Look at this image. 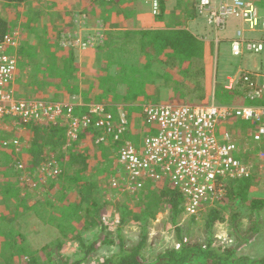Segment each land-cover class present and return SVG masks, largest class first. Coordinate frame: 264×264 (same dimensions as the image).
<instances>
[{
  "label": "trees",
  "instance_id": "obj_1",
  "mask_svg": "<svg viewBox=\"0 0 264 264\" xmlns=\"http://www.w3.org/2000/svg\"><path fill=\"white\" fill-rule=\"evenodd\" d=\"M29 1L30 0H0V3L3 4V7L11 9L19 3L26 4ZM91 1L94 2L95 0ZM138 1L139 0H137V2ZM250 1L254 2V0ZM85 2L88 1L85 0ZM98 2V6L101 7V15L106 19L110 17L108 15H103L104 12L110 10L112 5H120L117 0H99ZM134 2H136V0H130V3ZM155 2L157 3L158 14L164 11V0H156ZM105 6H110L111 8L108 9V7L106 8ZM87 12L91 13L95 11L91 9L87 10ZM133 12L134 11L130 9L120 10V8H118L115 11L114 17H123V19H125L127 14L130 16ZM8 18L7 13L0 14V43L7 35L16 37L12 32L13 26L11 20ZM127 20L126 17V21ZM117 24L119 25V22H117ZM117 24L115 27L118 26ZM137 35H139V39L136 42V46L139 48L138 50L140 52L145 53L152 49V51L160 57V63L169 66L171 65L168 63L169 59L164 56L171 55L172 51H175L177 56L183 55L195 58L197 54L201 55L203 48L202 41L193 36L186 29L157 31L124 30L116 31V33L107 30L104 32L103 42L95 46L97 52H100L105 58L104 61L98 62L100 75L106 76V80H104L105 83L102 84V89H96L92 93L87 94H92L94 98H96L95 101L105 102L113 109L116 108L114 104L119 103L117 99L120 97L117 87L121 80L125 82H129L130 80L129 74H127L130 65L127 63L125 64L120 57L119 50L121 46L119 39H121V37L135 38ZM143 39L147 41V44H145ZM52 42L51 44L43 42L42 50L48 49L51 54L54 53L59 56V59L56 60L55 57L52 56L50 59H47L48 62L45 63L43 67H40L41 59L38 60L36 63L37 65H30L27 61V63L23 61V64L18 63L17 68L19 71L17 72V81L18 83H22L25 79L26 86L28 87L29 84L34 83L36 79H38V82L42 80V84H63V86L67 88V94L73 96L76 93L77 84L80 80L78 81L76 78L78 76L76 73L78 67L73 60L71 49L68 46L58 45V40ZM22 44L24 43H21L20 47L18 43L15 46L4 47V51L6 54L15 56L17 60H19L18 58L23 60L28 56L26 48L30 50L31 46L26 47V45ZM47 53L43 52L41 55L45 54L49 56L50 53ZM102 56H100L99 59ZM151 62H156L154 57H151L150 63ZM49 65H51L50 69L47 68ZM110 66L116 67V73L114 75L108 74ZM30 67L32 69L26 71ZM43 75H46V78H43ZM91 75L97 82H102L99 75V78L95 77L96 75L93 72H91ZM197 75L201 76L202 74L199 72ZM72 79L77 81L75 85L70 83ZM252 79L254 80L256 77L254 78L253 76ZM190 80L194 83L193 90L184 89L183 94L190 96L194 95L196 91H200L198 99L202 100L205 96L204 91H201V87H199L197 81H193L192 77ZM246 84V81L238 79V83L233 89L231 88L228 90L223 86V90L219 94L225 98L230 97V101L228 102L227 100L224 103H227L229 106H234L231 104L241 103V101H243V103L246 104L264 105V96L260 99H252L248 94L249 89L247 88L249 87H246ZM39 86H41V84H38V87ZM240 87H244L245 89L242 90ZM36 94H40V92L36 91ZM17 97L20 96L17 95ZM36 98L33 99L36 100ZM37 100L48 101L50 99L39 97ZM201 102L200 104H207L206 101ZM195 104L189 103L188 105ZM170 105L178 106L181 104L172 103ZM142 107L139 108L138 117H136V119L138 118L142 121V126L146 125L150 128L149 133H153V127L145 123V118L140 111ZM133 115L136 116L135 114ZM5 123L9 125L10 121L5 119L3 120V124ZM25 126V132H16L18 133L17 137L19 140L20 136H26V139H24L27 144L25 147L26 149L21 146L18 147L22 152L24 151L23 153L20 151L17 153L16 151V154L14 152L15 149L12 151V148L3 147L0 142V264H264V255L259 259L252 260L246 255H237L235 246L225 248L216 245L213 236L210 234L212 227L216 222L222 219V209H226V211L229 212L230 221L233 222V232L238 242L240 245L246 242L247 237L243 236L244 232L238 228V218L241 213H239L237 209L242 205L248 204L249 212L257 215L256 213L264 207V201L259 200L260 198L257 199V197H252L250 193L252 186L259 181L258 178L250 176L227 184L225 195L219 198L216 204L205 214L206 218L204 220V225L206 238L204 242L193 241L192 237H190L192 233L190 227L194 223V218H189V223L185 229L178 227L179 220H181L182 216V196L169 184H162L156 187L147 186L143 188L141 192L134 195V199L139 197L140 201H143V204L137 205L135 208L131 209L121 206L114 208L116 209L115 212L121 213L122 218L120 223L125 222L126 219L132 220L130 215L137 213L138 218L135 220L139 222L140 233L135 241L127 242L119 229L116 236H114L115 234L113 235V233L105 235V226H101L100 233L91 239V241L86 242L82 237L77 235V233H80L81 228V230H88L89 226L87 225L89 224L86 225V223L90 222V224H93V222L91 223L90 221L92 216L100 224L101 221L99 220V216L101 213H104L102 210L105 208L103 204L98 203L97 195H95L92 190V192H88L87 195V191L83 189L84 187H82L80 183H84L82 180L87 171L89 174L92 173L91 175H93V173L95 174L97 171L94 172L96 167L104 164V159L108 156L105 155V146L111 151H113L112 148L115 147L111 168L114 171L119 168L116 157L118 143L111 144V140L107 139V141H110V144L97 145L98 147L96 150L90 152L89 148L94 145L92 142L93 138L95 136H101L100 130L90 126L79 134L77 141L72 142L70 147L65 148L66 132L64 124L38 125L29 123ZM245 128H243V130ZM125 132L124 136L130 135L127 129ZM87 136L90 137L91 142L87 141ZM0 137L1 139L4 138L1 135ZM138 138L140 137L133 135L131 140L133 139L132 142L136 143L138 142ZM12 153H14L15 156ZM6 155L14 157L6 163L3 157ZM241 158L245 159L246 156ZM50 160L54 163L56 162L57 168L60 171V173L56 174V178L63 177L65 174L64 179L66 178L68 182L66 186L65 184L59 186L56 183L53 185V187L56 186V188H58V191H55V195H57V203L60 209L59 207L55 208L56 206L52 207V210L57 211V213H46L43 208L27 203L26 197L24 198L21 194L20 187L18 188L16 186L17 180L15 181V179H18L17 175L19 173L17 165L23 166V170L25 171L28 169L27 172L29 173V178H31V170L37 169L43 162H48ZM103 170L105 171V168ZM5 171H12V173L8 175L4 173ZM47 179H49L48 176ZM88 188L89 190L91 189V182ZM91 194L94 196L91 197ZM81 196L84 199H82ZM86 196L90 199H86ZM46 201L47 204L52 205L49 200ZM11 203L14 204L11 205ZM104 204L106 205V203ZM111 205L113 207L114 204L112 203ZM18 206L21 209L20 213ZM12 208L16 209L13 216L10 214ZM155 208H158L159 211H168V222L166 224L169 223V225L174 226L176 241L173 246L155 253H148L147 250L150 249V246L148 245V233L146 228L148 219L153 215L149 214L150 217H148V213ZM115 212L112 209H110V212L105 211V213L108 214ZM29 217L33 219V222H31L33 225L27 222ZM74 218H77V223L74 222ZM80 222L81 224H79ZM109 224L111 225L110 222ZM119 228L121 227L119 226ZM44 235L47 241L42 240ZM114 237L117 238L116 249L110 251L109 255L92 261V256L102 245L111 246V244H113ZM62 238L68 240L76 239L81 250L78 257L70 259L62 255L61 251L64 245V243H61ZM39 239L42 240L40 244ZM176 244L177 247L175 246Z\"/></svg>",
  "mask_w": 264,
  "mask_h": 264
},
{
  "label": "built area",
  "instance_id": "obj_2",
  "mask_svg": "<svg viewBox=\"0 0 264 264\" xmlns=\"http://www.w3.org/2000/svg\"><path fill=\"white\" fill-rule=\"evenodd\" d=\"M155 1L153 4L157 7ZM194 3L196 13L215 31H223L230 19L242 23L230 42L232 56L264 51V17L254 2L194 0ZM247 33H259L261 37L251 40L245 36ZM16 44V37L9 35L0 43V127L5 119L10 121L14 133L25 132V125L29 123L64 124L65 148L77 141L84 129L97 128L101 136L93 138L94 145L110 144L107 139L111 144L118 143L119 168L112 169L109 177L114 196L118 193L134 197L147 186L169 184L182 196V215L196 219L199 213L213 207L225 195L227 184L253 176L264 164V105L145 104L141 113L155 133L133 143L124 136L126 112L118 111L116 119L105 104L96 102L88 104L86 113L78 116L74 113L77 104L72 102L17 97L13 87L17 58L4 51V47ZM240 79L247 82L252 99L264 96V81L259 83L257 76L244 72ZM236 120L248 122L250 128L241 133L235 128ZM19 144L17 135L2 142L3 147L15 150ZM42 165L40 177L53 178L60 173L56 163L46 166L48 170ZM17 169L20 172L24 168L17 165ZM52 169L53 174L50 173ZM110 223L121 225L120 221Z\"/></svg>",
  "mask_w": 264,
  "mask_h": 264
},
{
  "label": "rangeland",
  "instance_id": "obj_3",
  "mask_svg": "<svg viewBox=\"0 0 264 264\" xmlns=\"http://www.w3.org/2000/svg\"><path fill=\"white\" fill-rule=\"evenodd\" d=\"M87 1L88 2H85V0H30L26 4L19 3L15 5L14 8L11 9L3 7V4L0 3V14L2 15L3 13H7V16L9 17L8 19L11 20L13 26L12 32L16 35L17 43L19 44V47L21 43H24L22 45H26V47L31 46L30 50L26 48V52L28 53V56H26V58H24L23 60H21V58H18L19 60H17V63L23 64V61L25 62L27 61L28 63H30V65H35L38 62V60L41 59L40 67H43V65L48 62L47 60L48 58L50 59L52 56H54L56 60L59 59V56H57L54 53L51 54L48 49L42 50L43 42L51 44L53 43L52 41L58 40L59 42L58 45L68 46L71 49V54L74 55L75 59L77 60V61L75 60L76 63L80 65V69H79L80 71L78 70L79 78L81 77V79L84 80L85 75H83V73L86 71H91L96 75L95 77H98L99 75L102 78V79L100 78L102 82H98L95 84V86L96 85L101 86L105 82L104 80L106 78L105 76L100 75V71H99L100 68L98 62L104 61L105 58L104 56L101 55L100 52H97L95 46L103 42L102 40L104 39V32L116 28L115 26L117 22L121 20L119 18L114 17L115 11L118 8H120V10L130 9L134 11L133 16H129V14H127L126 17L128 19L127 21H131L133 18L138 19L136 21L137 24H135L137 28L139 24L143 25L147 23L146 21L148 19L146 18L158 17L157 16L158 12H157V7H155V4H153L154 0H139L138 2L136 0V2L134 3H130V0H117L120 3V5H115V6L112 5V8L110 6H105L106 8L108 7V9L111 8L110 10L105 11L103 14V15H108L110 17L106 19L103 18V16L101 15V7L98 6L99 0H95L94 2L91 0H87ZM181 1H183V3H186V5L184 6V12L181 15H179L178 13L176 17L178 21H185V23L187 24L186 20H188L189 22V20L191 21L193 19L192 17H190L191 15L189 14L185 15L186 13L191 12V8H189L188 2L192 0H178V2ZM262 1L264 2V0ZM176 5L177 8L179 9L180 8L179 4ZM91 9H94L95 12L88 13L87 10H91ZM262 12L264 13V11ZM263 13H261L260 11V15L264 16ZM197 21L199 24L200 21L198 19ZM205 23L203 29L201 27L197 28V32L199 31V34H203L205 28L209 27L208 25H205ZM118 28H120V25L117 26V29ZM210 28L214 30L213 27ZM226 28L227 25L223 29V31ZM201 29L202 32L200 33ZM228 34L229 33H227V35ZM251 34L255 36H260L259 33H251ZM198 36L201 37V35ZM225 37L228 38V36ZM214 46L216 48L215 56H214L215 57L214 69L216 71V77L214 80L213 77L214 73L212 71L209 77L211 83L210 82L209 83L211 86L214 80L213 91H212L213 95H215V100H216V101L214 100V103L227 105V103L224 102L227 100L229 102L230 97L225 98L219 94L223 90L222 87L224 85L222 83H224L225 85L226 84L230 85L231 87L236 86V84L238 83V77L241 74L240 72H238L236 77V74L234 72L235 71L237 72L239 70L242 71L246 69V67H244V63H245L244 59L250 58L249 56H255L257 59H261V66L256 70H247V71H251V72L255 71L259 73L260 71H262V73L260 74H264V51L259 55L254 53H246L239 57H234L230 53V43L228 40H222L219 44ZM43 52L45 53L48 52L47 54L49 53L50 54L49 56L45 54L41 55V53ZM100 56L102 57L99 59ZM86 57H88L90 61L84 60ZM83 62L86 64H83ZM47 68L50 69L51 65L47 66ZM30 69L32 68L30 67L26 71H30ZM43 78H46V75H43ZM39 81L40 82H38V79H36L34 83L29 84L28 88L22 87L20 90L16 88L18 95L21 98L32 99V100H34L33 98L36 97H38L36 98V100L39 99V97L44 99L61 100V101L66 99L67 100L66 103H68L69 101L75 104L77 103L79 104L81 103V101L84 102L85 100L89 101L88 104L98 102L95 101L96 98H94L92 94L91 95H87V94L92 93L93 90L96 89L100 90V88L93 87L94 85L91 84H86V86L82 84L85 87L79 86L81 80L77 84L78 86L76 88V93L73 96L67 94V88H65L63 84L62 85L42 84V80ZM38 84H41V86L38 87ZM71 84L75 85L76 83L75 81H72ZM36 91H39L40 94H36ZM199 94L200 91L199 92L196 91L194 95H191L190 96L191 100L189 101V103L190 104L202 103L201 100L198 99ZM87 101H85L84 103H86ZM145 104L147 103L144 104L141 103L140 105L143 106ZM115 106H116V111L118 110L119 112H125L124 108L126 107H123L118 103L115 104ZM139 108L140 107H136L135 111L133 110L127 113L126 127H127V131L130 134L135 135L136 137H140L137 139V141L141 142V140L145 136L152 135L155 132L153 129V133H149L150 128L146 125L142 126V121L139 120L138 118L136 119V117L138 116L133 115V114H138ZM236 124L237 126H235V128L239 130L241 133H244V130L246 129L245 127L250 128V124L248 122L236 120ZM5 125L7 124L6 123L3 124L0 127V130L4 129L5 132H9V134L11 133L14 134V131L13 129H11V126L9 125L5 126ZM243 128L245 129L243 130ZM0 135L2 136V133H0ZM24 139H26V136L23 135L20 136L19 146L23 148H25L27 145ZM2 140L8 142V140L10 139L8 140L2 139ZM2 140H1V144L3 142ZM246 140L248 141L247 137ZM87 141L91 142V139L88 136H87ZM140 144H136V146L138 147ZM97 147H95L94 145L90 147L89 148L90 152L96 150ZM105 148H106L105 155L108 156L104 159V164L102 166H97L94 172L96 170L97 171L95 174L93 173V175H91L92 173L89 174L87 171L84 175V179L82 180L84 183L82 182H81L82 184L80 183V185L84 187L83 189L87 191L86 192L87 195L88 192H92V191L95 195H97L98 203L103 204L105 208L102 210L104 213H101V215L99 216L100 217L99 220L101 221L100 224L92 216L90 218V221L91 223L93 222V224H90V222L86 223V225L89 224L87 225L89 226L88 230L85 229L81 230L82 229L81 228L80 233H77V235L82 237L84 241L89 242L91 241V239H93L95 236H97L100 233L101 226H105L104 229L105 235H110L113 233V235L115 234L114 236H116L117 231L119 229V231L125 237L126 241L132 242L137 239L140 233L139 222L135 220L138 218L137 213H133L132 215H130V217H132V220L126 219L125 222L120 223L121 225L114 226L112 224L110 225L109 222H114V221L121 222V218H122L121 213L115 212L108 214L105 213V211L110 212V209L116 211V209L114 208L117 206L127 207L132 209L135 208V206L137 205L143 204V201L142 200L140 201L139 197L137 199H134V197L125 196L124 194L117 193V196L113 195L114 192L110 189L111 178L109 177L112 173L111 164L113 162V156H114L113 152L115 147L112 148L113 151L108 149L107 146H105ZM13 149L15 148L12 147L11 150L13 151ZM16 151L17 153L19 151L22 152V150L20 149H17L14 152L16 153ZM12 154L14 155V153ZM239 156L236 157L238 158L242 157V155ZM3 157L6 163L10 161L11 158H13L7 155ZM50 163H52V165L54 164L53 161L50 160L44 163L42 166H44L47 169V167H51ZM104 168L105 171L103 170ZM27 171L24 170L20 172L18 171L19 172L17 175L18 179H15V181L17 180L16 186L18 188L20 187L21 194L23 195L24 198L26 197L25 199L27 200V203L38 206L39 208H43L46 211V213H57V211L52 210V207L55 206H56L55 208L59 207L57 203L58 201L57 195H55L56 194L55 191H58V188H56V186L53 187V185L56 183L59 186L63 184H65L66 186L68 182L66 178L64 179L65 174L63 175V177H57L59 179H57L56 176L53 178H50L48 176L49 179H47V177L45 178L40 177L39 176V173H41V166H40L33 171L31 170L32 172L30 171L32 177L29 178V173ZM4 173L10 175L12 171H5ZM50 173L53 174V169L51 170ZM253 176L258 178L259 181H257L255 185L252 186L250 192L251 196L257 197V199L260 198L259 200L264 201V169H257V171ZM90 182H91V189L89 190L88 186L90 185ZM92 196L94 195L91 194V197ZM82 199L84 198L82 197ZM86 199H90V198H87L86 196ZM46 200H49L52 205L47 204ZM104 203H106V205ZM112 203L115 206L113 205L112 207L111 205ZM13 204L14 203H11V205ZM210 208L212 207L206 208L202 213H199L196 219H194V223L190 227V229L192 230L190 237H192L193 241L195 240L199 242H204L206 238L205 225H204V220L206 218L205 214L209 211ZM15 210H16L15 208L11 209V213H10L12 214L11 216L14 215ZM18 210L20 213L21 209L19 206H18ZM237 211L241 213L240 217L238 218V224H239L238 228H240L244 232L243 236L247 237L246 238L247 240L243 245H240L235 233L233 232V222L230 221L229 212L226 211V209H222V213H221L222 219L216 222V224L212 227L210 234L213 236L216 245L225 248L229 246H235L237 249L236 250L237 255H246L251 260L259 259L264 255V207L258 213H256L257 215L249 212L250 210L248 208V204L242 205L241 207H239V209H237ZM165 213H168V211L167 210L159 211L158 208H155L150 213H148V217H150L149 214L151 215L153 214L148 219V224L146 228L148 233V245L150 246V249L147 250L148 253H155L167 247L173 246L174 242L176 241L175 228L174 226L169 225V223L166 224L168 222V218H167L168 214ZM74 219H75L74 222L77 223L76 222L77 218ZM27 222L31 223L33 222V219L32 218L30 219L29 217V220L27 219ZM188 223H189V217H184V215H182L181 220H179L178 227L185 229ZM79 224H81V222ZM30 225L33 224L31 223ZM119 226L121 228H119ZM40 240L41 239H39V244L42 242V240L47 241L45 235L42 238V240L41 241ZM116 242H117V238L114 237V242L113 244H111V246L102 245L101 248H99L92 256V261H95L103 256L109 255L110 251H114L116 249ZM61 243H64L63 249L61 251L63 256L68 257L70 259H74L78 257V255L81 253L79 244L76 241V239L68 240L62 238Z\"/></svg>",
  "mask_w": 264,
  "mask_h": 264
},
{
  "label": "crops",
  "instance_id": "obj_4",
  "mask_svg": "<svg viewBox=\"0 0 264 264\" xmlns=\"http://www.w3.org/2000/svg\"><path fill=\"white\" fill-rule=\"evenodd\" d=\"M164 11L159 13L155 18H146L148 19L146 24L136 27L135 24L138 19L133 18L131 21H126L123 19V17H120L121 19L119 21L120 28L117 29L113 28L110 29L111 32L116 31H124V30H136V31H157V30H169V29H186L188 30L193 36L197 37L202 41V51L201 55H196V57H186L183 55L177 56V53L174 51L171 52V55H166L164 56L165 58L169 59V65L161 64L159 59L160 57L156 55L155 52L152 51V49L148 52L146 51L145 53L140 52L138 47L136 46V42L139 39V35H137L135 38L133 37H127L119 39L120 43V50L119 54L120 57L122 58L123 62L128 65H130V69L127 70V74H129V82L128 81H120L117 90L119 92L118 101L121 106L126 107L124 108V111L126 113L130 111H135L136 107H142L140 105L141 103H155V104H172V103H179V104H189L190 96L184 95L183 91L184 89L186 90H193L194 83L190 80L192 77L193 81H197L199 84V87H201V91H204L205 96L201 101H206L207 103L214 102L215 100V95H213V84L214 80L216 77V71L214 69L215 67V46L219 44L222 40H228L229 43L235 36V31L242 26V23L238 21L237 19H230L227 22V28L223 31H215L210 27H206L205 31L203 34H199V31L197 32V28L201 27L203 29L205 20L203 17H200L197 15L196 10H195V3L194 0L189 1V8H191V12L186 13L185 15H191L193 19L189 22L186 20L187 24L185 21H178L177 20V15L183 14L184 12V6L186 3H183V1L178 2L174 0H164ZM254 3L256 6H258L259 10L261 13L264 11V2L262 0H254ZM141 4V3H140ZM179 4L180 8H177V5ZM139 5V4H137ZM178 9V11H177ZM128 10V9H127ZM264 14V13H263ZM134 12L130 15L133 16ZM148 17V16H147ZM264 17V16H263ZM188 19V18H187ZM197 19L200 21L198 24ZM180 20V18H179ZM182 20V19H181ZM204 22V23H203ZM144 23V22H143ZM126 24V25H125ZM205 25H207L205 23ZM230 27V28H229ZM202 29L200 30V33L202 32ZM227 33H229L227 35ZM198 35H201L198 36ZM228 36L226 38L225 36ZM245 36L248 39H259L260 36H255L252 35L251 33L245 34ZM145 44H147V41L143 39ZM151 43V42H150ZM170 53V52H168ZM261 54V53H260ZM259 55V54H258ZM73 60L75 61L74 55H72ZM151 57L155 58L154 63H150ZM163 57V56H162ZM250 58L244 59V67H246L245 70H239L235 71L234 73L237 74L238 72L244 73V72H249L252 73L253 75L257 76V80L259 83H261L264 80V74L262 71L259 72H251L247 70H256L261 66V59H257L255 56H249ZM255 57V58H252ZM82 58V57H81ZM171 58V59H170ZM82 60V59H81ZM84 60L90 61L88 57H86ZM77 61V60H76ZM75 61V63H76ZM83 64H86L83 62ZM78 69H77V74L78 77L77 80H81L79 83V86H83L84 84H91L94 85L93 87H97L102 89L103 85L101 86H95L96 83H98L92 76H91V71H86L83 73L85 75L84 80L79 78V72L78 70L80 69V65L76 63ZM198 70V71H197ZM19 71L17 68L16 74ZM80 71V70H79ZM116 67L115 66H110L108 70L109 75H114L116 72ZM213 71V83L210 86V73ZM201 72V76H198ZM107 74V75H108ZM233 74V73H232ZM197 75V76H195ZM18 76V74H17ZM17 76H15L14 80V89L16 92V95H18L17 89L19 90L22 87H27L26 86V81L25 79L23 82L17 81ZM225 77V76H224ZM240 77V75H239ZM238 77V79H239ZM106 78V76H105ZM106 80V79H105ZM72 81H75L72 79ZM210 82V83H209ZM77 83V81H75ZM105 83V82H104ZM102 84V83H100ZM224 85V88L230 90L231 87L230 85ZM83 86V87H85ZM92 87V88H93ZM90 88V89H92ZM242 90L245 89L244 87H240ZM24 89V88H23ZM212 89V90H211ZM99 90V89H98ZM130 90V92H129ZM94 91V90H93ZM187 96V97H186ZM70 98V97H69ZM48 101H59V100H48ZM67 100L59 101V102H64L66 103ZM87 101V100H85ZM84 101V102H85ZM147 101V102H146ZM216 101V100H215ZM69 102V101H68ZM81 101V103H77L76 108L74 109L75 115L81 116L82 114L86 113L87 111V105L88 101L84 103ZM105 103V102H104ZM117 104V103H116ZM107 106L108 111H111L114 114V117L117 119L118 118V110L116 111V108L113 109L112 107L109 106V104L105 103ZM115 105V104H114ZM140 105V106H137ZM223 105V104H221ZM234 106H239V105H247L246 103H235L231 104ZM141 111V110H140ZM116 112V113H114ZM136 116L138 114H135ZM0 133H2L3 139H11L14 136H16V133L14 134H9V132H5L4 129L0 130ZM4 135V136H3ZM129 139L133 137L132 134L125 136ZM1 137H0V142H1ZM133 140V139H132ZM135 141V140H134ZM140 142V141H138ZM97 147V145H94ZM261 169H264V164ZM182 213V212H181ZM167 214V213H165Z\"/></svg>",
  "mask_w": 264,
  "mask_h": 264
},
{
  "label": "clouds",
  "instance_id": "obj_5",
  "mask_svg": "<svg viewBox=\"0 0 264 264\" xmlns=\"http://www.w3.org/2000/svg\"><path fill=\"white\" fill-rule=\"evenodd\" d=\"M207 24V23H206ZM101 103V102H100ZM104 104V103H103Z\"/></svg>",
  "mask_w": 264,
  "mask_h": 264
}]
</instances>
